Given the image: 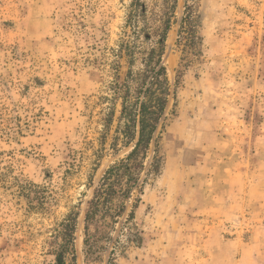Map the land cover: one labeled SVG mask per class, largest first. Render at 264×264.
Returning <instances> with one entry per match:
<instances>
[{
  "label": "rangeland",
  "instance_id": "obj_1",
  "mask_svg": "<svg viewBox=\"0 0 264 264\" xmlns=\"http://www.w3.org/2000/svg\"><path fill=\"white\" fill-rule=\"evenodd\" d=\"M132 1L0 0V264H56L55 231L74 210L77 264H264V0H179L159 171L147 176L152 145L112 239L86 259L89 204L132 151H113V132L100 145V99ZM187 1L197 58L178 45Z\"/></svg>",
  "mask_w": 264,
  "mask_h": 264
},
{
  "label": "trees",
  "instance_id": "obj_2",
  "mask_svg": "<svg viewBox=\"0 0 264 264\" xmlns=\"http://www.w3.org/2000/svg\"><path fill=\"white\" fill-rule=\"evenodd\" d=\"M151 1V7L147 0H133L130 4L123 37L118 48L112 52L115 60L110 65L113 80L108 85L109 95L100 99L102 105H108L102 118L101 147L106 145L113 132L110 145L113 151L117 152L119 147L133 149L126 158L119 160L105 172L89 204L84 241L87 260L105 250L112 239V231L126 210L127 200L140 186L152 145L156 149L147 176L157 173L160 168L157 134L170 97V81L164 56L179 0ZM197 19L195 7L188 5L187 1L178 45L183 44L195 58L201 57ZM121 59H125L127 64L124 78L120 77L119 72ZM118 106L120 110L117 115ZM98 165L100 164L96 165L97 170ZM50 176L48 174L46 179H50ZM146 181L145 179L143 184ZM40 189L42 192H37L35 199L46 210V193L49 190L47 187ZM24 192L22 193L26 194ZM30 196V193L26 195L27 198ZM78 218L79 213L71 211L55 231L51 253L56 264H77L75 235ZM133 219L134 213L131 212L127 221ZM91 228H94L93 232Z\"/></svg>",
  "mask_w": 264,
  "mask_h": 264
},
{
  "label": "water",
  "instance_id": "obj_3",
  "mask_svg": "<svg viewBox=\"0 0 264 264\" xmlns=\"http://www.w3.org/2000/svg\"><path fill=\"white\" fill-rule=\"evenodd\" d=\"M165 57V56H164ZM165 65V64H164ZM132 149H133V147H132ZM79 219V218H78ZM86 219V218H85ZM76 241V240H75Z\"/></svg>",
  "mask_w": 264,
  "mask_h": 264
}]
</instances>
